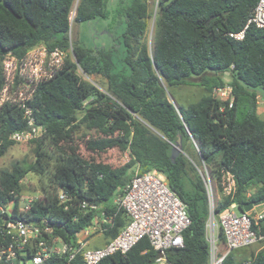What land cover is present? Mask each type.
Here are the masks:
<instances>
[{
  "label": "trees",
  "instance_id": "1",
  "mask_svg": "<svg viewBox=\"0 0 264 264\" xmlns=\"http://www.w3.org/2000/svg\"><path fill=\"white\" fill-rule=\"evenodd\" d=\"M257 1L157 0L154 43L149 51L143 41L150 17L148 0H127L117 9L123 26L114 50L81 40L70 43L74 0H0V55L10 52L21 58L38 44L48 50L71 47L73 55L71 59L67 54L62 68L40 83L28 101L34 123L45 131L27 142L32 161L16 160L0 170V189L41 192L44 197L35 201L32 216L46 217L54 225L63 223L65 239L105 211L112 217L103 235L106 243L128 221L113 200L131 179L135 166L141 172L156 169L185 204L191 220L183 231L184 246L169 249L168 260L208 264L205 184L183 152L188 142L195 143L207 180L215 181L216 218L232 203L242 212L245 203L264 197V118L257 108L259 94L264 96V30L252 23L244 28ZM106 3L79 0L73 20L87 23L105 18ZM242 29L243 38L229 36ZM78 70L104 77L105 89L83 79ZM227 82L234 97L231 107L212 96L215 87ZM190 83L201 86L203 95L177 107L168 98V88ZM2 86L0 74V90ZM26 128L22 110L4 103L0 109V156L16 143L10 134ZM80 130L84 136L73 140V131ZM179 138L183 152L172 161L171 148ZM110 149L127 152L128 160L119 166L96 160L97 155L103 159L101 153ZM29 173L39 177V185L32 189H27L25 181ZM227 173L234 179L229 193L222 185ZM41 178H46V184ZM59 190L75 202L87 201L97 208L86 214L78 212L73 221L75 208L64 210L57 198ZM218 237L223 245L221 228ZM157 255L144 237L126 253H115L98 264H155ZM246 261L264 264V247L248 252L236 249L222 264Z\"/></svg>",
  "mask_w": 264,
  "mask_h": 264
},
{
  "label": "built area",
  "instance_id": "2",
  "mask_svg": "<svg viewBox=\"0 0 264 264\" xmlns=\"http://www.w3.org/2000/svg\"><path fill=\"white\" fill-rule=\"evenodd\" d=\"M250 23L264 30V0L257 1L244 28ZM243 35L244 29L229 33L236 39L243 38ZM71 51V47L68 50L58 47L48 50L44 44H38L21 58L10 52L0 55L3 79L0 109L6 102L17 105L27 123L26 129L10 134L12 141L24 143L43 135L45 129L34 123L28 101L40 83L53 78L62 68L64 58ZM212 96L232 106L234 97L228 82L222 87H215ZM189 160L200 172L208 198V264H222L223 259L236 249L254 244L264 247V204L254 206L248 212H236L232 203L216 218L213 189L207 180L205 164L202 159L198 164L191 158ZM222 185L225 193L233 190V176L225 174ZM43 197L39 191L0 189V264H98L115 253H126L144 237L158 252L155 264H174L168 260L167 251L184 246L183 231L191 223L185 204L170 189L165 176L156 169L141 172L138 165L131 179L113 200L124 211L128 221L114 238L98 247L91 248L89 245L98 244V240L104 239L106 225L112 219L110 215L101 211L93 216L90 224L65 239L61 233L65 228L63 223L54 225L46 217L32 216L35 201ZM57 198L64 210L75 208L73 221L77 220L78 212L86 214L97 208V205L87 201H73L63 190L58 191ZM219 228L225 239L223 245L219 243Z\"/></svg>",
  "mask_w": 264,
  "mask_h": 264
},
{
  "label": "rangeland",
  "instance_id": "3",
  "mask_svg": "<svg viewBox=\"0 0 264 264\" xmlns=\"http://www.w3.org/2000/svg\"><path fill=\"white\" fill-rule=\"evenodd\" d=\"M79 0H74V3L72 5L71 11H70V28H69V38L70 43H74L77 40H81L87 45H91L94 43L95 45L104 46L106 49L114 50L115 45L116 48L119 45V40H121L120 33L122 31V16L117 13V9L121 6H125L127 4V0L121 1V0H107L106 3V10L107 15L105 18H100L95 21H90L87 23H78L73 20V17L75 15L76 5L78 4ZM148 6H149V13L150 17L148 18V26L146 29V32L144 34L143 41L147 45L148 50L151 51L153 49V43H154V32L156 29L155 21L157 17V0H148ZM89 29V31H88ZM93 36V38L91 37ZM120 48H118L119 50ZM118 54V52H115ZM70 53V57H71ZM79 75L85 79L86 81H89L93 84H95L99 89L104 90L105 89V79L104 77L93 74L91 76L84 75L82 72H79ZM225 80H229V76L226 73ZM204 90L201 86H198L194 83L190 84H182V85H173L168 88V98L169 100L178 106H185L188 103L195 102L200 99V97L203 95ZM260 96V104L259 106V114L262 118H264V96L262 93L259 94ZM111 134V133H109ZM117 135L118 132H113L112 135ZM72 139L75 140L82 138L84 136V130L80 131H73ZM97 135V133H96ZM80 143L81 140H78ZM82 143V142H81ZM192 143V142H188ZM66 145H70L69 147L72 148L71 144H64V147ZM191 151H190V150ZM186 151L189 152L186 153ZM186 151L184 152V155L189 159L195 160V162L198 164L199 157L197 156L195 150L188 146L186 148ZM101 157L103 159L99 158V155H97L96 160L99 161H105L113 166H119L125 163L128 160V153L124 151H119L118 149H110L107 152L101 153ZM19 160H26V161H32L33 155L31 152V146L29 143H13L9 149L0 156V170L3 168H8L12 162ZM197 169V168H196ZM198 172V170H197ZM200 175V172H198ZM201 176V175H200ZM25 181L29 184V187L27 189H32L34 187H37L39 185V177L33 173L27 174ZM46 178H41V182L46 184ZM211 186L213 188V191L216 190V183L211 179ZM259 209V208H258ZM236 212H240L239 210L235 209ZM100 246L99 244L92 243L89 245V247L94 248ZM260 246V244H259ZM258 244H255L250 247L240 248L244 251L253 250L255 251L256 248H259ZM248 252V251H246Z\"/></svg>",
  "mask_w": 264,
  "mask_h": 264
},
{
  "label": "water",
  "instance_id": "4",
  "mask_svg": "<svg viewBox=\"0 0 264 264\" xmlns=\"http://www.w3.org/2000/svg\"><path fill=\"white\" fill-rule=\"evenodd\" d=\"M182 151H183L182 150V142H181V138H179L178 141L172 145L171 153H170L171 160L173 161L179 155V153H182ZM261 204H264V197L260 200H255V201L245 203L243 206V211L248 212L254 206H258Z\"/></svg>",
  "mask_w": 264,
  "mask_h": 264
},
{
  "label": "crops",
  "instance_id": "5",
  "mask_svg": "<svg viewBox=\"0 0 264 264\" xmlns=\"http://www.w3.org/2000/svg\"><path fill=\"white\" fill-rule=\"evenodd\" d=\"M259 98H258V105L260 104V96H258ZM263 104H264V101H263ZM258 108V112H259V106L257 107ZM188 146H191L194 150H195V152H196V154H197V156H198V152H197V149H196V145H195V143H187L186 144V146H185V151H186V148H188ZM190 150V149H189ZM191 151V150H190ZM186 153H188L189 154V152L188 151H186ZM199 157V156H198ZM98 242V244H104V239H100V240H98L97 241ZM255 245V244H254ZM251 246H253V245H251ZM258 246H259V244H258ZM250 247V246H249ZM223 248V247H222ZM247 248V247H246ZM260 249V247L259 248H256V250L255 251H258ZM251 250V249H250ZM250 250H246V251H250ZM253 251V250H252Z\"/></svg>",
  "mask_w": 264,
  "mask_h": 264
}]
</instances>
